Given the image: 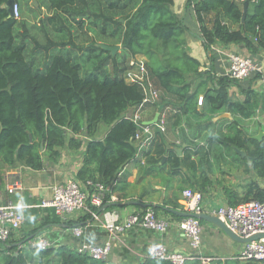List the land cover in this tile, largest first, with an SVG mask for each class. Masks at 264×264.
<instances>
[{
	"label": "trees",
	"instance_id": "16d2710c",
	"mask_svg": "<svg viewBox=\"0 0 264 264\" xmlns=\"http://www.w3.org/2000/svg\"><path fill=\"white\" fill-rule=\"evenodd\" d=\"M246 1L243 20L245 0H187V5L194 7L207 51L217 42L244 45L250 54L264 50V0ZM7 2L0 0V164L41 170L45 156L55 160L62 147L78 150L85 144L83 166L77 178L117 189L113 180L137 153L134 136L138 127L126 114L145 98L142 82H129L127 73L135 68L132 59L145 56L148 75L162 92L159 100L163 104L173 101L178 111L175 125L180 126L187 143L179 156L176 149L165 144L163 132L158 131L153 148L143 156L151 170H166L170 182L185 167L194 178L191 189L204 193L212 184L210 161L214 148L224 146L244 149L253 168L264 177V139L251 138L240 119L231 120L224 127L210 119L199 125L190 122L186 132L182 117L201 116L200 95L204 94L207 107L215 111L228 107L229 111L252 117L247 105L256 94L248 88L244 101L234 100L228 87L238 80L228 75L214 76L213 68L205 70L198 59L189 55L185 38L189 28L174 13V0H45L51 13L45 19L47 24L57 25L68 37L53 40L45 33L44 44L31 36L24 20L19 22L9 12ZM209 14H214L211 25L207 20ZM87 18L101 36L116 38L113 43L121 44V51L112 54L104 50L92 36L89 42H75L73 29H84ZM233 25L238 28L233 29ZM41 29L45 32V25ZM27 39L34 43L33 52L44 51L42 63L29 57ZM82 57L85 62L94 61L90 71H85ZM210 82L212 88L208 87ZM102 124L108 131L99 140L96 136ZM165 156L166 161L160 165ZM256 199L264 200V192L259 190ZM109 202L110 195L106 193L103 206ZM100 208L90 205L96 214ZM111 208L107 206L106 210ZM21 212L25 216L24 227L35 225L41 218L40 226L27 230L21 241L33 238L43 226L75 225L61 219L53 208L31 207ZM1 243L0 264H110L65 245L41 249L20 247L19 240ZM140 264L172 262L149 257ZM185 264L201 263L196 257ZM210 264L260 263L252 259L215 258Z\"/></svg>",
	"mask_w": 264,
	"mask_h": 264
},
{
	"label": "crops",
	"instance_id": "0c3cea01",
	"mask_svg": "<svg viewBox=\"0 0 264 264\" xmlns=\"http://www.w3.org/2000/svg\"><path fill=\"white\" fill-rule=\"evenodd\" d=\"M172 8L177 17L189 28V31L185 33L187 52L198 59L205 70L213 68L212 73L214 76H226L229 67V56L233 53L254 58L261 64L263 69V72L258 77L252 75L246 79L238 80L237 83H232L228 87L232 98L241 101L246 98L245 90L248 88L254 90L256 95L251 100V103L247 105L253 113L252 117L241 115L239 111H229L228 107L215 111L207 107L204 94H202L198 103V110L201 116L187 114L182 117L186 132H189L186 124L191 125L190 122L197 120L204 123L212 116L214 122L223 120L226 124L231 120L240 119L241 124L250 135H257L262 132V139H264V50L257 54H250L244 45L234 43L225 45L217 42L210 51H207L200 36V23L194 7L187 5V0H174ZM213 18L214 14L208 15L209 25L212 24ZM232 28L237 29L238 25H233ZM98 42L110 45L111 43L117 44L103 40ZM118 45H120L119 51H121L122 46L121 44ZM132 60L145 62L147 59L145 56H139ZM131 74H134V72H131ZM128 81L130 82L131 79L128 78ZM192 82L197 83L194 80ZM208 87L212 88L211 82ZM172 104L173 101H166L163 104L159 100L156 104L146 105L142 118L146 123H154L158 113L165 111L167 122L165 130L162 131L165 144L171 149H176V151L182 150L181 154L177 152L181 156L187 143L184 140L180 126L175 125V115L178 111ZM129 111L126 114L127 117ZM226 112L229 113V117L215 119ZM107 129L106 125H100L96 136L97 139L103 140L108 131ZM158 131V127L155 126L156 135ZM86 139L84 137V141ZM154 142L144 154L153 148ZM237 149L242 151L244 155ZM84 154L85 144L78 150L62 147L60 156L57 159L53 160L45 156L44 167L41 170H33L22 165L9 168L0 164V205H7L12 202L20 207L21 211L31 207L42 208L39 205L43 200L52 197V187L54 185L68 180H77L81 186H85L86 183L77 178V173L83 166ZM144 154L135 156L118 172L113 180V185L117 189L107 188L106 193L110 195L108 204L113 203L108 205L112 206L111 209L106 210L107 206L101 207L96 217L94 215H91V217L90 213L86 211L78 212L64 220L75 222L74 227H66L62 224L43 226L37 230L38 233L35 236H44L54 247L65 245L75 249L84 241L104 243L110 240L112 245L111 253L106 259L110 264H140L149 258L150 247L156 242H163L171 251L191 256L187 262L194 260L196 257L199 258L201 255L211 257V261L215 258L244 260L240 258L239 254L245 243L231 238L219 226L207 219H201V246L198 250H194L191 240L179 227L181 220L186 217L185 214H188L183 191L187 188H192L191 183L194 182V178L191 177V174L184 167L179 175L171 177L170 182H167L169 176L167 177L166 174L168 173L166 170L163 172L157 169L152 171L151 166L147 164L146 159L143 157ZM214 154L211 156L210 161L212 165V184L203 193L202 206L204 212L210 214L220 207L229 205L231 202L240 204L247 200L256 199L259 190L264 192V177L260 176L253 168L252 162L247 158L244 149L216 146ZM166 158L167 156L163 158L160 165L164 164ZM10 187L15 188L13 192L9 190ZM130 200H138L149 204L148 207L156 208L157 216L168 223L167 230L160 232L136 225L122 232H109L105 227L107 222H123L133 213L148 208L141 205H129L127 202ZM164 207L174 210L175 213L168 211ZM100 210L102 211L100 212ZM41 215L45 216L43 212ZM40 224L41 218L35 225L23 226L19 235L12 240H19L22 244L24 242L23 246L19 243L20 247L29 248L30 236L25 241L20 239L26 235L27 230L39 227ZM76 227L83 229L82 236L79 237L74 234V228ZM23 229L25 233L22 235ZM17 242L15 241V243ZM0 245V249H2L3 245L1 242ZM200 263L202 264L201 260Z\"/></svg>",
	"mask_w": 264,
	"mask_h": 264
},
{
	"label": "built area",
	"instance_id": "2783aa9c",
	"mask_svg": "<svg viewBox=\"0 0 264 264\" xmlns=\"http://www.w3.org/2000/svg\"><path fill=\"white\" fill-rule=\"evenodd\" d=\"M13 15L19 19V5L13 6ZM131 64L135 68L127 73L130 82L141 81L143 84L145 98L130 117L137 125L134 140L137 142L136 156L143 155L155 141V126L159 131L165 130L167 114L165 111L158 113L157 121L146 123L143 121L142 113L147 104H156L162 92L156 87L148 75L144 62L132 60ZM134 72V74H131ZM263 69L259 62L250 56L233 53L229 56V67L227 75L236 80H243L256 73H262ZM155 124V125H154ZM93 192H90L91 189ZM14 187H10L11 192ZM52 197L43 200L39 205L42 208H53L55 213L63 220H67L78 212H89L95 217L97 214L90 209L91 206L102 207L105 202L107 188L100 184L88 180L85 186H81L77 180H68L56 184L52 187ZM185 207L187 213L191 214L184 217L179 223V227L191 240L194 250L201 246L202 220L194 214L206 213L202 206L203 192L197 189L187 188L183 191ZM213 215L221 218L225 224L237 235L248 238L254 234L264 233V200L251 199L238 205H226L218 208ZM25 216L20 207L10 202L7 205H0V241L6 242L15 239L24 226ZM141 226L150 230L164 232L168 228V223L160 219L155 210L151 207L135 212L123 222H107L106 229L113 232H122L134 226ZM76 236L83 235L81 227L74 228ZM15 237V238H14ZM22 244L21 246H23ZM30 247L46 249L51 247V242L41 235H36L30 239ZM111 241L104 243L82 242L76 249L81 254H86L94 260H106L111 253ZM149 257L166 260L172 264H185L191 256L171 251L163 242L154 243L149 250ZM242 259H252L264 264V237L245 243L244 248L239 254ZM202 264H209L211 257L200 256Z\"/></svg>",
	"mask_w": 264,
	"mask_h": 264
},
{
	"label": "rangeland",
	"instance_id": "374dc122",
	"mask_svg": "<svg viewBox=\"0 0 264 264\" xmlns=\"http://www.w3.org/2000/svg\"><path fill=\"white\" fill-rule=\"evenodd\" d=\"M22 1V0H21ZM37 4L33 3V0H23L21 3H19V12H20V17H19V22L25 21L27 24V27L29 29V32L31 36L35 37L41 44H44L46 42V37L45 33H48V36L52 38L53 40H67V34L66 32H61L58 29V26L56 25L55 27L53 25H49L46 22V17L49 16L50 10L48 9L47 3L45 0H36ZM45 25L46 31L44 32L41 28ZM20 31V26L17 28ZM74 31V40L77 43H83V42H89L91 39V36L97 40H104L108 42H114L117 39L116 38H108V37H103L99 34V30H95L92 23L91 19L87 18L85 21L84 29L82 30H77L73 29ZM28 50L29 52V57H34L35 62L37 63H42L44 60V51L41 49L34 50V43L30 40H26ZM52 51V50H51ZM53 54L57 53L52 51ZM139 57V56H138ZM82 60L84 61V57H82ZM94 64V61L92 62H85L83 63L85 71H90L92 68V65ZM108 70H111V66L107 67ZM212 116H210V120L212 121ZM194 124L199 125L202 124L199 120L193 121ZM226 122L221 120L218 122L217 126H225ZM215 149V148H214ZM3 245V244H2ZM1 246V245H0ZM1 248V247H0Z\"/></svg>",
	"mask_w": 264,
	"mask_h": 264
},
{
	"label": "water",
	"instance_id": "95a60500",
	"mask_svg": "<svg viewBox=\"0 0 264 264\" xmlns=\"http://www.w3.org/2000/svg\"><path fill=\"white\" fill-rule=\"evenodd\" d=\"M14 4H15V0H8V2L6 3V6L9 8V12L11 14H13V6H14ZM34 4H37L36 0H34ZM247 7H248V1H245V7H244V13H243V20L245 19L246 14H247ZM98 46H100L104 50L110 51L112 54H116V52L119 51V49H120V45H118V44H116V45H110V44L100 43V44H98ZM132 113H133V110H130L129 111V114H128V117H131ZM229 116H230L229 113L226 112V113L220 114L215 119L222 118V117H229ZM157 117H156L155 121H157ZM250 137L261 141L262 140V137H263V133L262 132H259V134H257V135H251ZM238 151L241 154L244 155V153L242 151H240V150H238ZM177 152L179 154H181L182 153V150L179 149V150H177ZM127 203L129 205H141L143 207H148L149 206V204L142 203V202H140L138 200H130ZM111 204H113V203H111ZM111 204H107L106 206L111 205ZM164 208L167 209L168 211H171V212H174L175 213V211L172 210V209H170V208H167V207H164ZM101 211L102 210H100V212ZM189 215H191V214H189V213L188 214H185V216H189ZM194 216L195 217H198L200 219L210 220L211 222H213L217 226H219L231 238H233V239H235L237 241H241V242L247 243L249 241H253V240H256V239H259V238L264 237V233L254 234V235H252V236H250L248 238L241 237V236L237 235L235 232H233L225 224V222L221 218H219L218 216L213 215V214L200 213V214H194Z\"/></svg>",
	"mask_w": 264,
	"mask_h": 264
}]
</instances>
